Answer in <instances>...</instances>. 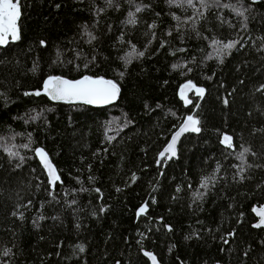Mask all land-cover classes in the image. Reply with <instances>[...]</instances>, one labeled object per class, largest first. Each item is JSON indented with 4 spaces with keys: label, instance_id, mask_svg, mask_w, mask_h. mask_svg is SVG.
I'll use <instances>...</instances> for the list:
<instances>
[{
    "label": "trees",
    "instance_id": "1",
    "mask_svg": "<svg viewBox=\"0 0 264 264\" xmlns=\"http://www.w3.org/2000/svg\"><path fill=\"white\" fill-rule=\"evenodd\" d=\"M18 3L19 39L0 45V264H264V0ZM52 75L119 95L32 94ZM188 114L199 131L159 158Z\"/></svg>",
    "mask_w": 264,
    "mask_h": 264
},
{
    "label": "snow or ice",
    "instance_id": "2",
    "mask_svg": "<svg viewBox=\"0 0 264 264\" xmlns=\"http://www.w3.org/2000/svg\"><path fill=\"white\" fill-rule=\"evenodd\" d=\"M239 14L243 15V13ZM19 15L20 12L18 0L17 2H14V0H0V45H5L8 42L9 36H11L13 41L19 39L17 29V20L19 18ZM131 22L134 23V21ZM92 39H95V37H92ZM43 43L44 42L42 41L41 44L43 45ZM235 43L238 42L228 43L224 45V48L231 49L235 47ZM140 55H143V53H140ZM185 87H191V85H185ZM44 89L53 99L80 98L83 99L86 103H108L111 100L115 99L117 93L119 92L117 85L112 81L102 79L91 80L88 77H84L82 80L76 82L61 80L59 78H50L45 81ZM197 92L202 94L203 89H197ZM32 94L40 95V92L37 91ZM25 95H29V93H25ZM197 124L198 121L194 120L191 116H189L184 124V127L181 128L180 132H178L173 137L172 143L169 144L168 148L165 151H171L174 155V145L177 137L184 131L191 130L198 132L199 128L196 126ZM222 143H225L227 144V146L231 147V137L225 136ZM36 154L41 158L45 169H47L49 183L51 184L59 180V176L56 174L55 168L48 161V158L43 152V150L37 149ZM161 155H163V153ZM133 180H135V176H133ZM201 186L206 187V182H202ZM145 211L146 206H142L137 211V216L139 217ZM259 214L264 217V210H261ZM261 224H264V218H262ZM256 226L259 227L261 225ZM81 251H83L82 248ZM145 254L150 256L153 261V264H156L154 256H151L148 253Z\"/></svg>",
    "mask_w": 264,
    "mask_h": 264
},
{
    "label": "water",
    "instance_id": "3",
    "mask_svg": "<svg viewBox=\"0 0 264 264\" xmlns=\"http://www.w3.org/2000/svg\"><path fill=\"white\" fill-rule=\"evenodd\" d=\"M84 77H88V78L91 79V80H100V79H102V80L112 81L111 79H108V78H105V77H91V76H88V75H82V76L77 77V78H74V79H69V78H65V77H62V76H53V75H52V76H48V77H46V78L43 80V82L41 83L40 88L35 89V90L33 91V93H35V92L38 91V92H40V95H44V96H46V98H48V99H49L50 101H52V102H63V103H71V104H85V105H88V106H91V107H94V108L105 107V106L111 105V104H113V103L116 102V100H117V98H118V95H119V92L117 93L115 99L111 100V101L108 102V103H86L83 99H80V98L53 99V98H52V97H51V96L45 91V89H44V83H45V81H47V80L50 79V78H59V79H61V80H68V81H70V82H76V81L82 80ZM112 82L115 83L114 81H112ZM115 84H116V83H115ZM189 84L191 85V87H185V85H189ZM116 85H117V84H116ZM117 88L119 89L118 86H117ZM191 88H192V84L189 83V82H187V83H184V84L180 87L179 90H180V93H184V92L188 91V90L191 89ZM182 90H183V91H182ZM189 116H191L194 120H196L192 114H188V115L184 116V117L181 119V121L179 122V124L176 126V128H175V129L171 132V134L169 135V137H168L166 143L164 144V146H163V147L161 148V150L159 151V153H158L159 158H164L165 161H169L170 159H174V158L176 157V148H177L178 142H179V140L181 139V137H182L183 135L187 134V133H195V132H196V131H191V130H189V131H184V132H182V133L177 137L176 142H175V145H174V152H175L174 155L172 154L171 151H165V150L168 148L169 144L172 143V141H173V137H174L178 132H180L181 128L184 127V124H185V122L187 121V119H188ZM196 126H197V125H196ZM224 137H225V136H224ZM224 137H223V139H224ZM37 149H41V150H43V149H42L41 147H36V148L34 149V155H35V157H36L38 163L40 164V166H41V167L43 168V170L45 171V174H46V176H47V179L49 180V176H48L47 169H45V167H44V165H43V163H42V161H41V158L36 154V150H37ZM43 152L46 154V156H47V158H48V161H49V162L51 163V165L53 166V164H52V162L50 161L49 156L47 155V153H46L44 150H43ZM162 153H163V155H161ZM53 167H54V166H53ZM261 210H264V201H263L260 205L256 206V207L253 209V212H254L255 217H256L255 225H263V224H261V220H262V218H264V217H262V216L259 214V213L261 212ZM149 259H150L151 263H153V261H152V259L150 258V256H149Z\"/></svg>",
    "mask_w": 264,
    "mask_h": 264
},
{
    "label": "rangeland",
    "instance_id": "4",
    "mask_svg": "<svg viewBox=\"0 0 264 264\" xmlns=\"http://www.w3.org/2000/svg\"><path fill=\"white\" fill-rule=\"evenodd\" d=\"M8 39H12L11 36H9ZM231 43H232V42H231ZM226 44H228V43H226ZM226 44H222V45H221V52H220V53H222L223 51H226V50H227V49L224 48V45H226ZM213 45H214V44H213ZM186 83H187V82H186ZM192 88H194L193 85H192ZM189 90H190V89H189ZM189 90H188V91H189ZM188 91H186V92H188Z\"/></svg>",
    "mask_w": 264,
    "mask_h": 264
}]
</instances>
